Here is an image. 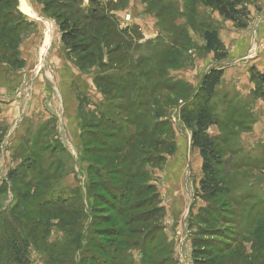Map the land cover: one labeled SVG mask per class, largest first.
I'll return each instance as SVG.
<instances>
[{
  "label": "rangeland",
  "instance_id": "rangeland-1",
  "mask_svg": "<svg viewBox=\"0 0 264 264\" xmlns=\"http://www.w3.org/2000/svg\"><path fill=\"white\" fill-rule=\"evenodd\" d=\"M228 1L244 27L205 0H0V95L22 106L16 123L32 124L24 109L39 96L42 110L64 107L63 143L43 111L51 124L33 141L16 130L9 142L0 127V155L13 151L0 158V225L13 213L26 221L30 264H195L200 240L215 264H264V83L251 78L264 72L253 66L264 52V0ZM62 24L75 30V51ZM40 33L48 52L61 38L71 84L49 71L43 46L35 76L24 74L21 47ZM233 33L242 41L228 43ZM213 69L224 75L205 103L201 80ZM203 108L226 190L217 198L203 194L193 145ZM101 142L106 153L89 151Z\"/></svg>",
  "mask_w": 264,
  "mask_h": 264
},
{
  "label": "trees",
  "instance_id": "trees-1",
  "mask_svg": "<svg viewBox=\"0 0 264 264\" xmlns=\"http://www.w3.org/2000/svg\"><path fill=\"white\" fill-rule=\"evenodd\" d=\"M205 3L209 7H216L220 15L225 19L244 27V24L240 20L243 12L238 9V2H229L228 0H205ZM90 21L103 23L108 20L105 18L92 17L90 18ZM14 29L16 30V28ZM61 29L63 32V42L71 51H75L78 48V45H73L72 42L77 38L75 30H67L64 24H62ZM204 37L208 50L217 52L222 48V43L217 31L208 29L206 30ZM223 75V70L213 69L202 78L200 90L204 96H200V98L204 97L205 103L210 101L211 97L214 95L215 89L220 84ZM251 78L252 80H258L259 82L264 83V72L259 73L253 70ZM193 111H185L182 114L183 121L188 126H192ZM209 119L210 114L206 108L199 110L195 121V127L197 130L193 133V145L201 151L203 156V178L201 181L203 194L208 197L217 198L223 193L226 195V190L221 186L222 184L218 179V170H215L214 167L215 162H220L218 153L213 147V142L205 135V131L210 125ZM105 149V144L101 142L99 148L89 149V151L95 155H102V153H106ZM107 149L112 150L114 148L107 147ZM106 191L108 190H105V192ZM47 205L48 204L42 202L38 204L37 207L41 208ZM16 209L18 210V208ZM26 228V221L23 218H19L14 213L9 219H5L2 225H0V264H30L28 257L30 242L24 232ZM194 251L193 257L196 262L195 264H215L213 249L208 248L207 241H198V244H195L194 246ZM51 258L52 261L57 258V255H51ZM58 263L59 262H57V264Z\"/></svg>",
  "mask_w": 264,
  "mask_h": 264
},
{
  "label": "crops",
  "instance_id": "crops-1",
  "mask_svg": "<svg viewBox=\"0 0 264 264\" xmlns=\"http://www.w3.org/2000/svg\"><path fill=\"white\" fill-rule=\"evenodd\" d=\"M24 10L27 11L28 8L24 7ZM37 25H40V30H41V28H42V30H44V26H43L44 24L42 25L39 23H35V26H37ZM34 36L35 35H31V37L27 38V40L24 42L25 44L23 45V47H21L22 59H24L26 64H27L26 69L24 70V74H26V72H28L30 74V76L31 75L35 76V75H33L35 73V71H34V69H32V66L38 62L39 56L42 55L41 54V47L43 46V49L45 51L44 56L46 58V66H48V69L50 72H52L50 64L52 66H54L55 71H53V76H55V79H57L58 81H61V82H63L65 79H68L69 83L71 81L73 82V77H75L76 74L71 73V74L67 75L65 70L61 68V65L63 64V59H61L60 54H59V50H62L61 38H59V36H58L57 42L52 47H51V44H49V48L50 47L51 48L48 52L47 49L45 48L46 43L43 42V38L41 36V33L39 36L40 38H38L37 40L32 39ZM230 41L232 44H235L236 42H241L242 37L239 36V34H237V33H233V37L231 38V36H230L228 38V43ZM228 48H230V47H228ZM253 66L258 67V69L261 72L264 71V52H262L259 55L258 59L255 61ZM247 77H249L248 74H247V76H245V79ZM2 78L5 79V77H2ZM4 86H6V85H4ZM0 87H1V85H0ZM58 93L60 94L59 91H58ZM60 97H61V95H60ZM44 98L45 97H43V96H39L37 99V106L34 105V107L32 109H29V110L24 109V112H27V115H29V117L32 119V124L29 125V124L23 123L21 128H19V126H20L19 123H16V117H17L16 112L17 111L20 112L19 109H22V106L19 104V101H16V100L11 99V98H6V96H2V93H1V95H0V127H5L7 129V138L10 135L12 136V138L9 137V139H11V140H9V142H12L13 136L16 135V130H18V135L20 134L22 136H24V135L26 136V133L29 132V134H27V138H29V139L32 138L31 139L32 141H33L34 137H36L35 139H37L41 136V133L47 132L46 130L51 123H50V120L40 121V112L43 111V112H45V114L48 116L49 119L53 118V120L55 121V124H54L55 138L58 139L59 141H61V143H63L62 141H64V140L62 139L63 138L62 125L65 126V123H64L65 121L62 119V111L64 110V107L61 106V108H60L59 106H55L50 111L47 109V107L42 106L43 107V110H42L40 108V104H38V103H39L40 99L42 100ZM35 107H37V108H35ZM36 110H38V112ZM37 113H39V114H37ZM19 117H21V116H19ZM45 118L48 119L47 117H45ZM72 118H73V116H72ZM54 121H52V123ZM73 126L74 125L72 124L71 127H73ZM52 127H53V125H52ZM31 132L33 135L30 136ZM24 138H26V137H22L20 141H17V149H18L19 145H22L25 142L26 139H24ZM17 140H18V138H17ZM26 142L28 143V140ZM5 143H6V141H5ZM13 149L14 150L16 149V144L13 147ZM11 152H13V151L10 148L7 149V151H5V149H3V154L0 155V158L9 159ZM15 163H16V161H15Z\"/></svg>",
  "mask_w": 264,
  "mask_h": 264
},
{
  "label": "built area",
  "instance_id": "built-area-1",
  "mask_svg": "<svg viewBox=\"0 0 264 264\" xmlns=\"http://www.w3.org/2000/svg\"><path fill=\"white\" fill-rule=\"evenodd\" d=\"M130 17L127 18V21H129Z\"/></svg>",
  "mask_w": 264,
  "mask_h": 264
}]
</instances>
